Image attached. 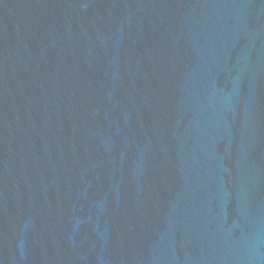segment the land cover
Here are the masks:
<instances>
[{
    "label": "water",
    "instance_id": "1",
    "mask_svg": "<svg viewBox=\"0 0 264 264\" xmlns=\"http://www.w3.org/2000/svg\"><path fill=\"white\" fill-rule=\"evenodd\" d=\"M0 264H264V0H0Z\"/></svg>",
    "mask_w": 264,
    "mask_h": 264
}]
</instances>
